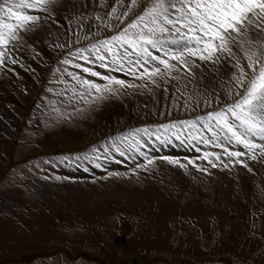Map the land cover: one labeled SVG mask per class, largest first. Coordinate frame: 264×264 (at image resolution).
<instances>
[{
  "label": "rangeland",
  "instance_id": "rangeland-1",
  "mask_svg": "<svg viewBox=\"0 0 264 264\" xmlns=\"http://www.w3.org/2000/svg\"><path fill=\"white\" fill-rule=\"evenodd\" d=\"M85 2L88 4L86 12L91 18L85 20L82 27L89 39L73 43L72 50L114 34L108 27L98 28L95 14L105 11L100 7V0ZM148 3L149 0H137L133 7L125 0L126 6L132 10L120 27L131 23ZM106 4L110 10L115 0H106ZM60 23L65 22L60 20ZM76 28L74 23L73 29ZM97 31L99 35H93ZM35 47L46 65L41 67L27 61L38 73L35 81L31 80L26 68L15 67L18 75H13L7 67L0 69V153L3 161L0 196L5 192L15 195L11 193V198L6 200L9 204L0 206V264H264V164L248 161L254 173L250 175L239 164L231 169L219 165L213 168L206 161L197 160V164L207 169L201 172L193 165H188L185 171L160 159L142 168L139 165L146 164V161L139 154L132 159L128 153L121 156L114 150L105 158L103 145L114 138L139 128L155 130L161 124L196 120L233 102L237 98L234 90L231 98L225 94L226 90H232L226 83V77L210 76L205 70L202 77L198 75L191 79L188 87L175 82L160 83V86L149 82L147 87L126 90L93 105L71 120H58L45 105L52 101L62 111H72V108L61 105L56 96L63 85L57 82L60 73L55 69L63 70L64 66L59 61L69 49L57 52L39 38ZM241 63H245L243 59ZM99 70L102 73L107 71ZM68 71L87 75L72 67H68ZM113 75L129 82L143 83L123 73ZM16 77L24 88L21 95L14 85ZM49 88L53 92H48ZM6 97L12 100L7 105L13 104L21 114L15 121L13 135L2 132L7 123L3 116L6 105L2 101ZM205 100L208 101L207 106ZM65 131L68 139H61ZM49 135L54 137L53 142L47 139ZM143 139L147 147L142 150L150 157L170 155L185 163L186 156L202 155V152L196 153L180 145L175 139L163 147L155 137ZM93 147L102 154L94 162L75 161L71 166L57 163L64 156L83 157ZM200 147L205 149L204 145ZM96 163L101 167H95ZM85 167L88 171H84ZM156 170H160L159 174ZM110 172L119 175L109 176ZM57 176L61 179L57 180ZM106 180L114 187L120 186L121 193L140 196L135 200L130 198L134 201L123 205L122 198L114 195L101 202L99 209L102 213L94 212L93 215V208L84 201L76 205V213H68V202L59 204L55 218L51 216L54 213L51 208L45 205L47 211L53 213L48 218H39L46 210L40 205L41 198L34 194L31 183L39 182L51 188L63 184L87 193L105 195L104 192L108 191ZM153 191L168 200L170 209L161 218L155 210V214L142 216L144 200L153 205L158 199L151 197ZM190 207L199 210L188 212ZM133 209L141 211L140 215L134 216L136 212ZM107 211L116 215V219L109 221L104 218Z\"/></svg>",
  "mask_w": 264,
  "mask_h": 264
},
{
  "label": "snow or ice",
  "instance_id": "snow-or-ice-1",
  "mask_svg": "<svg viewBox=\"0 0 264 264\" xmlns=\"http://www.w3.org/2000/svg\"><path fill=\"white\" fill-rule=\"evenodd\" d=\"M128 3L134 7L137 0ZM92 7L95 9V3ZM100 7L105 11L95 14L98 28L108 27L114 34L72 50L73 43L89 39L78 30L91 18L85 0H0V69L7 67L18 75L15 73L18 66L34 74L27 60L29 53L33 59L40 55L35 47L38 38L57 52L68 48L67 55L59 61L63 70L55 69L60 73L57 82L63 85L56 96L61 105L72 111H62L52 101L45 105L58 120H71L93 105L123 91L147 87L149 82L155 86L175 82L188 87L190 80L202 77L205 70L210 76L226 77L232 90H226L225 94L231 98L234 90L237 98L233 102L196 120L161 124L155 130L139 128L114 138L103 145L105 158L114 150L121 156L128 153L132 159L139 154L146 161L139 165L142 168L160 159L185 171L188 165H193L201 172L207 169L197 164V160L206 161L213 168L219 165L231 169L239 164L254 175L248 161L264 164V0H149L144 11L123 28L120 25L132 10L125 0H115L110 10L106 0H100ZM93 35L98 36L99 31ZM68 67L87 75L68 71ZM99 69L107 71L102 73ZM113 73H123L143 83L129 82ZM204 103L207 106L208 101ZM143 137H155L162 147L175 139L202 155L186 156L185 163L170 155L150 157L142 150L147 147ZM101 155L93 147L83 157L64 156L57 163L71 166L75 161L94 162ZM95 167L101 164L96 163Z\"/></svg>",
  "mask_w": 264,
  "mask_h": 264
},
{
  "label": "bare ground",
  "instance_id": "bare-ground-1",
  "mask_svg": "<svg viewBox=\"0 0 264 264\" xmlns=\"http://www.w3.org/2000/svg\"><path fill=\"white\" fill-rule=\"evenodd\" d=\"M91 9V8H90ZM89 11V10H88ZM80 31H82L83 33L85 32V29L82 27L80 29H78ZM47 43V42H46ZM40 55L38 57H36L35 59H33L31 53H29V56H28V60L27 61H33L35 64H37L38 66H44L45 65V60H43V58H39ZM33 63V64H34ZM33 64L32 67H33ZM29 65V64H28ZM30 66V65H29ZM35 66V65H34ZM46 66V65H45ZM31 67V66H30ZM38 68V67H37ZM33 69V68H31ZM31 76V80L32 81H35L36 80V77H38V73L35 72L34 70V74L33 72L31 71H27ZM40 79V78H39ZM3 83V81H2ZM22 81H20L17 77L14 78V85H16V91L18 92L19 95H21L23 92H24V88L21 87V84ZM30 83V82H29ZM28 83V84H29ZM37 83V82H36ZM32 84V83H31ZM30 84V85H31ZM20 85V86H19ZM26 85V84H25ZM24 85V86H25ZM34 85V84H33ZM28 87V86H27ZM26 89V88H25ZM29 89V88H28ZM15 91V92H16ZM21 93V94H20ZM27 92H25L26 94ZM6 94V93H5ZM24 94V95H25ZM1 97V96H0ZM4 97V96H3ZM2 99V98H1ZM22 99V98H21ZM3 101V104L6 105L5 106V112L3 113V116L4 119H6V125L4 126L3 128V131L6 135H13L14 132H15V121H18V119H20V110L15 107L13 104H10V105H7L9 104L12 100L9 99V97L7 98H4ZM5 121V120H4ZM3 127V126H2ZM68 133V132H67ZM66 131L65 132H62V138L61 139H68L67 138V134ZM57 134V133H56ZM59 134V133H58ZM5 135V137H6ZM4 136V135H3ZM49 138L51 139L50 141L53 142L54 141V137L52 135H49L48 136V140ZM62 142V141H61ZM6 146V145H5ZM2 153H0V168L2 167L1 164L3 163L2 161V156H1ZM4 156V155H3ZM155 170V169H154ZM160 170H156L155 172H159ZM246 172V171H245ZM156 173V174H157ZM155 174V173H154ZM159 174V173H158ZM251 175V174H250ZM157 176V175H155ZM154 176V177H155ZM236 177V176H235ZM251 178V177H250ZM253 180V178H252ZM255 180V179H254ZM156 181V180H155ZM255 182V181H254ZM105 183L107 184L106 187H108V191L107 192H104L105 195H101L102 193H87L85 191H80L78 189H73L71 188L70 186L68 185H61L60 184V187H50L49 185H44V184H41V183H31L32 187H33V192L35 195H37L38 197H40L41 201H39L41 204L42 207L45 208V205H47V207H50L51 210L54 212H48L47 211V208H45V213L44 215H42L41 217H39L41 220L44 219V218H48V216L50 217V215L53 213V216L55 218L56 216V213H57V210H58V206L59 204L63 205V203H69V206H70V210L68 211V213L72 212V213H76L75 212V207L77 204H79L80 202L84 201L85 203H88L90 207L93 208V214H95L94 212H99V213H102V209H99L100 206H101V202L105 201L106 199H109V198H112L114 195L118 198H122L121 201L124 204H127L128 201H134L135 199H137L138 196L140 195H135V194H131V193H128V192H119V188H121L120 186L119 187H114L111 185V183H109L107 180L105 181ZM238 183V182H237ZM42 185V188L40 189V186ZM226 185V184H225ZM80 187V186H79ZM40 190H44L43 192H41ZM10 191V190H9ZM125 191V190H124ZM93 192V191H92ZM12 192L8 193V192H5L3 193L1 196H0V206H5L4 204H9L8 202H6V200L10 199L12 194ZM19 193V192H17ZM153 195L151 197L153 198H158L156 202H154L153 205L150 204V202L145 199L144 202L142 203L143 205V209L142 210V213L143 215L142 216H147L149 215L150 213H154L157 212V214L159 215V217L163 216L164 214H166L168 212V210L170 209L167 205H168V200H166L165 198L163 197H159L158 196V193L153 191L152 192ZM157 193V194H155ZM13 196H15L13 194ZM19 196V195H18ZM142 197V196H141ZM19 198V197H18ZM130 198L134 199V200H130ZM114 199V198H113ZM138 201V200H137ZM18 203V202H17ZM113 203V202H112ZM82 204V203H80ZM65 205V204H64ZM237 205H241V204H237ZM66 206V205H65ZM79 206V205H78ZM141 206V207H142ZM192 206V205H191ZM80 207V206H79ZM85 207V206H84ZM138 207V206H137ZM235 207V206H234ZM233 207V208H234ZM61 208V207H60ZM245 208V207H244ZM65 209V208H64ZM107 209V207H106ZM246 209V208H245ZM83 210V209H81ZM99 210V211H97ZM136 213L134 214V216H136V214L138 215L139 213H141V211H138L137 209H133ZM155 210V212L153 211ZM199 209L197 207H190L188 209V212H197ZM234 210V209H233ZM236 210V209H235ZM101 211V212H100ZM105 212V211H104ZM237 212V210H236ZM243 212V211H242ZM90 213V211H89ZM205 213V212H204ZM223 213V212H222ZM238 213V212H237ZM244 213V212H243ZM246 213V212H245ZM225 214V213H224ZM75 215V214H74ZM140 215V214H139ZM138 215V216H139ZM170 215V214H169ZM240 215V214H239ZM242 215V214H241ZM74 217V216H73ZM103 217L104 218H107V220L111 221L112 219H116L115 217H117L116 215L112 214L110 211H107L106 213L103 214ZM160 217V218H161ZM237 217V216H236ZM242 217V216H241ZM73 219V218H72ZM143 219V217H142ZM239 220V219H238ZM114 221V220H113ZM141 222V221H140ZM100 223V222H98ZM165 223V222H164ZM110 224V223H109ZM100 225V224H99ZM112 228V227H111ZM110 228V229H111ZM85 230V229H84ZM47 231V230H46ZM53 231V230H52ZM111 231V230H110ZM76 233H78L77 231H75ZM110 234V233H109ZM160 246V245H159Z\"/></svg>",
  "mask_w": 264,
  "mask_h": 264
},
{
  "label": "crops",
  "instance_id": "crops-1",
  "mask_svg": "<svg viewBox=\"0 0 264 264\" xmlns=\"http://www.w3.org/2000/svg\"><path fill=\"white\" fill-rule=\"evenodd\" d=\"M75 163V162H74Z\"/></svg>",
  "mask_w": 264,
  "mask_h": 264
}]
</instances>
